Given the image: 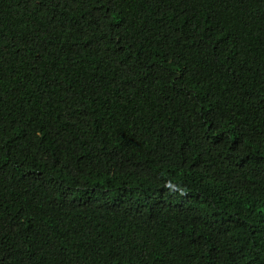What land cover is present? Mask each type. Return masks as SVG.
I'll return each mask as SVG.
<instances>
[{"label":"trees","instance_id":"16d2710c","mask_svg":"<svg viewBox=\"0 0 264 264\" xmlns=\"http://www.w3.org/2000/svg\"><path fill=\"white\" fill-rule=\"evenodd\" d=\"M0 264H264V0H0Z\"/></svg>","mask_w":264,"mask_h":264}]
</instances>
